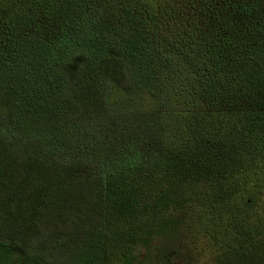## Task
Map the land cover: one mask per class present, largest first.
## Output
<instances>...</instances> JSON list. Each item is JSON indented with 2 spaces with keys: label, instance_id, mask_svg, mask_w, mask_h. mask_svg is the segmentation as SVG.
<instances>
[{
  "label": "trees",
  "instance_id": "trees-1",
  "mask_svg": "<svg viewBox=\"0 0 264 264\" xmlns=\"http://www.w3.org/2000/svg\"><path fill=\"white\" fill-rule=\"evenodd\" d=\"M187 238L264 264V0H0V242L183 264Z\"/></svg>",
  "mask_w": 264,
  "mask_h": 264
},
{
  "label": "rangeland",
  "instance_id": "rangeland-1",
  "mask_svg": "<svg viewBox=\"0 0 264 264\" xmlns=\"http://www.w3.org/2000/svg\"><path fill=\"white\" fill-rule=\"evenodd\" d=\"M121 115H123V118L120 117V123L117 129L111 133L112 135L108 138V140L105 143L106 146L109 145L111 147L117 146L119 152L122 150V148L124 149V146L128 145L130 147V143L133 141L135 137H137L136 135L137 130L135 127L132 126L133 122L131 118L124 113H122ZM138 132H140V130H138ZM132 136H134L133 139ZM142 139L144 140V137ZM113 143L115 144V146H112ZM155 143H156L155 137L147 136L146 141L144 140L143 142H141L140 157H144L145 159L150 157V159H152V157L154 156V151L153 150L150 151V149L152 148V146L154 148ZM125 150H127V148ZM146 150H149L151 152V155L148 154ZM8 250L17 251L16 255L9 256L10 253L8 252ZM19 253L25 255L23 254V252L17 250L14 246L9 244L8 242L6 241L0 242V264H25L26 263L25 259H21V258L19 259L20 257ZM208 254L209 251L206 249L204 241H201L200 239L196 240L195 238H187L186 240L183 241L182 244L180 261L183 262V264H207L208 262L209 263L211 262L213 257L212 255H208ZM113 255H116L114 256V258L116 259L117 264H122L123 259L127 254L123 252L121 253L115 252L112 255H108L107 262L109 264H113L112 263ZM154 259L158 261L157 258ZM138 264H150V263H147V259H146L144 263H138Z\"/></svg>",
  "mask_w": 264,
  "mask_h": 264
}]
</instances>
